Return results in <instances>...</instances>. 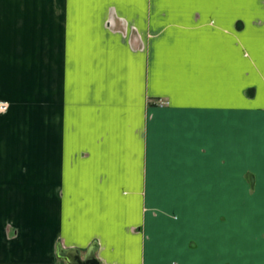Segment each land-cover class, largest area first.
<instances>
[{"label": "crops", "instance_id": "obj_1", "mask_svg": "<svg viewBox=\"0 0 264 264\" xmlns=\"http://www.w3.org/2000/svg\"><path fill=\"white\" fill-rule=\"evenodd\" d=\"M0 100V264H264V0H0Z\"/></svg>", "mask_w": 264, "mask_h": 264}, {"label": "rangeland", "instance_id": "obj_2", "mask_svg": "<svg viewBox=\"0 0 264 264\" xmlns=\"http://www.w3.org/2000/svg\"><path fill=\"white\" fill-rule=\"evenodd\" d=\"M9 104V103H8ZM165 104H167V102L166 101H163L162 99H160L159 100V105H165ZM8 110H9V108H8ZM7 110V111H8ZM7 111H5V112H3V113H6ZM0 114H2V113H0ZM261 123V121H258V123ZM256 144V142H254V145ZM191 211V213H189L190 215H189V220L191 221V222H189L188 224H186L187 226H188V228H190V229H192L194 226H195V228H197L199 231H201L202 232V235L204 234V232L206 233L207 232V234H209V235H211V236H207L206 237V239H205V241H203V244H202V248H200L199 250H198V252H196L195 254L196 255H194V257L196 258V257H200V259H209V260H211V261H213V259H214V248H213V245H214V239H213V229H212V227H213V221H212V217L210 218V216H208V217H205L206 218V220L208 221L207 222V224H208V228H206V231H204V229L203 228H199V225L197 226V221H195L197 218H198V216H197V214L194 212V209H193V207H191V209H190ZM193 212V213H192ZM183 231H185V228L183 229ZM208 252H209V254H208ZM207 259H206V261H207Z\"/></svg>", "mask_w": 264, "mask_h": 264}, {"label": "water", "instance_id": "obj_3", "mask_svg": "<svg viewBox=\"0 0 264 264\" xmlns=\"http://www.w3.org/2000/svg\"><path fill=\"white\" fill-rule=\"evenodd\" d=\"M68 264H101L95 256V250L91 249L86 257H83L79 250H69L60 253Z\"/></svg>", "mask_w": 264, "mask_h": 264}, {"label": "built area", "instance_id": "obj_4", "mask_svg": "<svg viewBox=\"0 0 264 264\" xmlns=\"http://www.w3.org/2000/svg\"><path fill=\"white\" fill-rule=\"evenodd\" d=\"M8 108H9L8 102L0 100V113L7 111Z\"/></svg>", "mask_w": 264, "mask_h": 264}]
</instances>
